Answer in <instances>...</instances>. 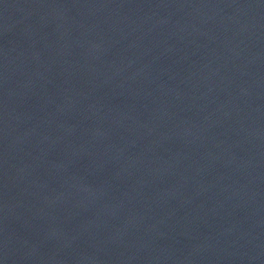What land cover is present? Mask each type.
<instances>
[{
	"label": "water",
	"instance_id": "1",
	"mask_svg": "<svg viewBox=\"0 0 264 264\" xmlns=\"http://www.w3.org/2000/svg\"><path fill=\"white\" fill-rule=\"evenodd\" d=\"M0 264H264V0H0Z\"/></svg>",
	"mask_w": 264,
	"mask_h": 264
}]
</instances>
